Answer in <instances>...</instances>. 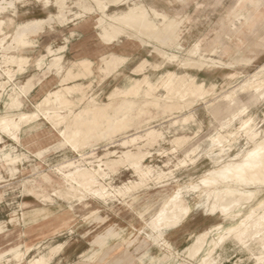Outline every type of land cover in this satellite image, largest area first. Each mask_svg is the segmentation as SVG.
I'll list each match as a JSON object with an SVG mask.
<instances>
[{
    "label": "rangeland",
    "instance_id": "obj_1",
    "mask_svg": "<svg viewBox=\"0 0 264 264\" xmlns=\"http://www.w3.org/2000/svg\"><path fill=\"white\" fill-rule=\"evenodd\" d=\"M77 1L66 0V20L62 24V20L58 17L57 0H49V3L46 0H0V22L3 21L0 28V115L4 114L6 110V103L9 102L8 96L14 91H18L27 79L35 82L37 75L56 76L58 81L51 90H56L66 84L62 82L65 72L73 64L82 61L78 60V57L72 59V53L80 50L83 46V43L80 44V42L83 40L86 39L85 42L87 43L92 38L91 36L95 35L97 40L105 46L106 52L108 51L109 47L97 36L100 32L97 25L102 14L97 10L92 13L84 12L78 8ZM89 1L92 7L96 8L95 3ZM238 1L189 0L185 5L180 2L170 5L166 3V0L125 1L127 5H133L134 2H142L146 5L157 4V7L163 9L170 17L175 16L183 20V31L175 40L169 39L165 40L166 42L162 41L163 43L150 41V45L147 47H141V42L137 39L122 38L121 45L127 44L128 49L131 47L138 50L134 54L133 51L121 49L120 54L126 56L128 61L111 74L100 72L101 58L95 62L90 60V57L83 59L93 63L94 73L87 79L77 82V84L82 85L86 99L83 103L74 106L73 112L78 114L91 105L99 104L103 107L106 106L109 115L113 116L116 112H118V118L123 117L126 112L129 118L131 115V122H128V128L125 127L128 130L122 128L112 139H105L103 143L94 147V149H98L96 152L100 156L105 153L104 151L120 153L122 147L119 145L123 138L134 135L147 127H156L164 134V139L159 145L145 148L151 153L146 164L152 167L155 172L161 170L167 173L173 172V176L168 180H159L156 176L151 177L145 182L144 187L141 186L140 189L137 188L138 190H133L131 194L125 196L118 195V198L115 199L110 197L103 200L85 195L83 200H80L79 197H75L76 195L67 196L64 194V196H60L56 194L57 190L66 191L67 189L61 176L55 173V168L67 159L79 158V155L92 150V148H86L84 151L76 153L71 151L60 136V131L65 128V125L62 124L56 128L45 118H41L28 128L23 129L20 133L19 142L14 141L9 134L1 135L3 141L0 148L4 147L5 156L3 157L0 152V226L4 229L5 225L16 226L15 228L22 225L23 228H26V233L23 236L22 233L13 234L11 239L6 237L4 246H1L3 243L0 242V254L17 246H21L22 251L30 249L32 251L26 255L25 261L22 263L27 264L28 259L40 256L57 243L71 240L74 245L82 246L77 241L80 242L84 238L85 241L91 242L92 253L101 252L106 246H112L99 255H92V264H141L140 261L145 258V255L151 257V260L146 257L145 264H155L164 255L166 257L171 256L170 251L162 250L155 245L156 234L149 231L141 233V230L145 228V223L160 209L162 199L170 195L174 188L181 186L185 199L190 201L192 205L195 204L198 200V194H200L198 192L205 190L201 185L203 179L207 177L210 171L217 168L205 153L209 138L217 132H224L225 130L222 128L227 121L232 119L233 113L237 110L245 109L246 112L234 121V126L230 129V132L236 134L235 137L233 136L234 138H229V142L225 144L227 149L234 146L229 151L230 156L237 154L242 148L245 151L250 150L243 130L240 131L244 121L252 118L251 126H263L264 131V98L259 97L252 90H242L245 82L251 79L260 68L264 67V57L260 60L258 58L251 59L253 60L251 64L232 61L235 56L237 57L238 53L236 54V52L238 51H240L242 58L250 57L253 52L250 51L253 49V38L248 39L246 36L247 41L244 44L245 35H239L237 28L233 29L232 27L238 12ZM127 5L118 10V13L125 11ZM110 13L114 14V11ZM50 16L54 18L53 23L45 27L43 32L31 37L29 45L18 44L16 36L13 38L18 27L31 20L48 19ZM258 39L259 37L257 41ZM198 43L201 44V52H205L208 57L221 61L222 65L219 66L222 68L212 67L199 72L197 75L198 82H205L207 85L217 83V91L206 98L202 95L194 96V101L192 103L185 102L173 117V119H182L193 115L195 121L191 120L186 125L178 123L171 128H166L168 124H163V122L166 121L167 116H164L166 114L160 108L164 104L163 98L167 96L164 91L156 93L159 99L162 98L157 103L159 105L153 107V104L149 103L146 106L143 104V100L136 99L130 110H120L127 101H132V99L124 97L121 92L111 96L117 88L129 85V79L142 78L143 75H149L157 83L165 71L183 74L185 71L180 66V62L186 59L187 52ZM155 47L156 51L157 49L162 52L164 50L167 55H179V64L177 62L171 63L157 54L154 50ZM48 49H52L54 54H49ZM141 49H143V54L140 53ZM213 51L218 52L215 54ZM55 55L63 56V69L59 74L56 73V70L48 71L47 69ZM12 57L21 59L23 57L29 60L27 65H23V71L19 70L18 65L9 63ZM145 60L149 63L143 64ZM38 62L44 64L42 69L38 67ZM231 62L233 68H224V65ZM156 65L161 66V68L155 69ZM6 67L13 70L11 77L5 76L3 70ZM134 70H139L143 74L132 72ZM51 90H48L41 97L29 95L22 110L25 112L35 111L34 106ZM229 94L232 98L226 99L225 97ZM66 108L65 104V110L62 113L69 119H73ZM85 119L88 117L85 116ZM178 135H187L190 140L184 144L178 153H175L171 141ZM235 139L238 140L237 143ZM93 143L91 144H96ZM193 148H199V150L194 154H188ZM243 155L244 153L236 160H241ZM8 156L13 157L16 163L8 165L5 159ZM88 162L91 164L86 163L87 167L98 169L95 158L88 159ZM46 175L52 178V182H44L43 177ZM129 181L131 182L130 186H136L137 183H140V178L127 166H122L118 173L109 172L107 177V183L110 182L117 186H123ZM163 185H166L165 188H162ZM80 190L83 192L82 189ZM152 202L160 203L155 211L149 210L148 204H152ZM38 209L53 212L47 218L48 224L45 225L51 230L47 236L44 233L28 238L29 232L34 230L32 226L45 220H35V211ZM211 210L209 203L198 206L188 222L181 227L186 231V241L181 244L183 247L177 248L175 246L174 238L177 234L166 238L179 252L178 255L171 256L169 264H177V262L199 264L198 261L189 258L186 248L195 239L196 235L194 234H201L213 224L222 222L218 211L211 212ZM120 212H122L121 216L127 218L124 219L126 225L127 223L129 225L121 226L118 224V228H116L113 217L116 218ZM225 224L228 226L232 222L227 221ZM39 226L38 230H42V227ZM89 226L90 228H88ZM109 228L116 230L113 233L110 231L108 234ZM102 235V239L98 240V237ZM127 239L130 240L123 243ZM131 242L133 245L127 248V244ZM217 253L221 256L222 264H257V257L260 256L257 249H254L252 254L247 248L242 247L232 239L226 241ZM8 258L11 259L10 256ZM6 261L7 259H4L1 264ZM8 264H14V262H8Z\"/></svg>",
    "mask_w": 264,
    "mask_h": 264
},
{
    "label": "bare ground",
    "instance_id": "obj_2",
    "mask_svg": "<svg viewBox=\"0 0 264 264\" xmlns=\"http://www.w3.org/2000/svg\"><path fill=\"white\" fill-rule=\"evenodd\" d=\"M91 1L95 3L97 9L92 7L89 0H78L77 5L79 7H77L86 13H92L97 10L102 14L97 25V28L100 30L97 36L109 47L108 51L100 60L101 68H99V70L102 73L111 74L127 63L128 58L122 56L120 50L126 49L130 51V49L126 47L127 44L121 45L122 38L137 39L141 42V47H147L150 45V41L160 43L169 39L175 40L183 31V20L175 16L170 17L163 9H159L157 4L154 3L146 5L142 2H134L133 5H127L125 2L127 0ZM188 1L189 0H166V3L172 5L175 2H180L185 5ZM46 2L49 3V0H46ZM126 5L128 6L127 9L118 13V10ZM56 6L59 10L58 17L62 20L61 23L64 24L66 20V0H57ZM237 8L238 12L232 25L233 29L237 28L239 35L250 34L255 38L263 36L264 0H239ZM249 10L251 11L252 20L248 18ZM112 11H114V14L110 13ZM53 21V16H50L48 19L31 20L25 25L18 27L17 31L14 32L13 38L16 36L19 42L18 44L27 46L30 44L29 40L31 37L43 32L45 27L52 24ZM1 24H3V21L0 22V28ZM238 24L239 27H237ZM154 50L156 51V47ZM48 52L49 54H54L52 49H48ZM156 52L171 63H178L180 61L179 55H167L164 50L162 52L159 49H157ZM215 52L216 51H213V53ZM239 52L240 51L236 52L238 55L232 59L233 62L252 63L253 60L242 58ZM28 61V59H24L23 57L22 59L19 57H12L9 63L11 65H18L20 68L19 70L23 71V65H27ZM146 63L149 62L145 60L143 64ZM219 65H222L221 61L208 57L207 54L205 55V52H201V44L198 43L187 52L186 59L180 62V66L185 71L183 74L165 71L160 76L159 82L157 83L153 81L149 75H143L142 78H132L129 79V85L117 88L111 96L121 92L124 97L131 98L132 101L126 102L128 105L125 104L120 108L122 111H128L133 107L132 105L135 104L134 100L136 99L143 100V104L145 105L149 103L153 104V107L154 105H159L157 103L162 98L159 99L156 93L164 91L167 93V96L163 98L164 104L160 108L163 113L166 114L164 116L167 117L163 124H168L166 128H171L178 123L186 125L191 120L195 121V116L192 115L188 118L173 119L175 113L179 111L185 102L188 101V103H192V101H194V96L202 95L206 98L214 91H217V83H210L207 85L205 82H198L197 75L207 68H222ZM43 66V63L38 62V67L40 69H42ZM136 68L139 69L140 67ZM156 68H161V66L158 67V65H156L155 69ZM224 68H233L232 62L228 63V65H224ZM47 69L48 71L56 70V73L59 74L63 69V56L55 55L50 61ZM3 71L5 76L7 75L10 77L13 72L9 67L4 68ZM132 72L141 71L134 70ZM93 73V63L89 60H82L73 64L62 77V82L66 84L61 88L49 91L47 95L34 106L36 110L30 112L22 110L24 102L35 87L32 80L27 79L19 89L17 88L18 91H14L8 96L9 102L6 103V110L4 114L0 115V145L3 141L1 135L5 134H9L14 141L19 142L21 131L39 121L41 118H45L56 128L64 124L65 128L60 131V136L63 138V141L67 143L71 151L76 153L84 151L86 148H92V150L82 153L77 159H67L58 164L55 168V173L61 176L67 189L66 191L57 190L56 194L60 196H64V194L67 196L76 195L75 197H79L80 200H83L85 195L103 200L110 197H114L115 199L116 197L118 198V195L125 196L131 194L133 190L140 189L141 186L144 187L145 182L151 177L156 176L159 180L170 179L173 176V172L167 173L162 170L155 172L152 167L146 164L147 159L151 157V153L145 150V148L147 146L153 147L154 145H159L164 139V134L159 129H156V127H147L142 131L139 130L140 132L134 135L123 138L119 145L122 147L120 153L117 151H104L105 153L102 156L98 155L96 152L98 149H94V147L103 143L105 139H112L120 129H124L125 127L128 128L127 125L131 115L130 118L127 116V112L123 117L121 116L119 118L118 112L114 113L113 116L109 115L107 108H105L106 106L103 107L99 104L91 105L84 111L82 110L80 113L77 112L78 114L73 112L74 106L83 103L86 99L82 85L77 84V82L82 79H87V77L92 76ZM242 90H252L257 93L259 97L264 98V67L260 68L259 71L254 73L251 79L245 82ZM225 98L230 99L232 97L229 94ZM65 104L67 106L66 109L70 112H68L69 115H72L73 119H69L62 113V111L65 110ZM108 108L111 107L108 106ZM245 112V109L237 110V112L233 113L232 119L229 122L227 121L224 128H222L225 131L217 132L209 138L205 153L217 168L210 171L207 177L203 179L201 185L205 190L198 192L200 194H198V200L195 204L192 205L190 201L186 200L183 194V188L177 186L170 195L162 199L161 207L158 212L147 221L145 228L141 230V233L149 231L150 233L156 234L155 245L159 246L162 250L170 251L172 257L178 255L179 252L165 238L166 235L185 225L198 206L209 203L212 208L211 212L218 211L219 217L222 218V222L213 224L201 234H194L196 235L195 239L190 242V246L186 248L189 258L198 261L199 264H222L221 256L218 255L217 252L226 241L232 239L242 247L247 248L252 254L254 249H257L260 252V256L257 257V264H264L263 126H251L253 121L252 118L244 121L240 131L243 130L247 145H250L249 151H245L242 148L240 152L230 156L229 151H231L234 146H231L229 149L225 147V144L229 142L228 139L236 135L230 132V129L234 126V121L238 120ZM85 116L88 117V119H85ZM189 140L190 137L187 135H178L174 137L171 141L174 152L178 153ZM92 142L96 144L93 143L94 145H92ZM235 142L237 143L238 140L235 139ZM0 149L4 157V147L2 146ZM198 150L199 148H193L188 154H194ZM242 153H244L242 159L237 161L236 158ZM90 158L96 159L98 169H90L86 166V163L91 164V162H88ZM5 159L8 165L16 163L13 157L8 156V158ZM122 166H127L137 174L140 178V183H137L136 186H130V181L126 182L123 186L112 185L110 182L107 183L109 172L118 173V170ZM43 180L45 183L52 182V178L48 175L43 177ZM165 186L166 185H163L162 188H165ZM80 189H82L83 192H81ZM227 221H231L232 224L227 226L225 224ZM192 237L193 235L191 239ZM130 239L125 240L123 243ZM132 242L127 244V248L133 245ZM63 248V244L52 246L47 252L40 256L28 259L27 264H52L53 260L62 252ZM31 251L32 250L29 249L27 254ZM9 255L11 259H8V262L22 264L25 261L22 251H20L19 248L12 249ZM171 256L166 257V255H164V257L156 261L155 264H169ZM144 257L145 258H142L140 261L141 264H145L144 261L147 255ZM147 258L151 260V257L148 256ZM2 261L3 257H0V264ZM177 264L182 263L177 262Z\"/></svg>",
    "mask_w": 264,
    "mask_h": 264
},
{
    "label": "crops",
    "instance_id": "obj_3",
    "mask_svg": "<svg viewBox=\"0 0 264 264\" xmlns=\"http://www.w3.org/2000/svg\"><path fill=\"white\" fill-rule=\"evenodd\" d=\"M248 18H251V11L250 10H249ZM246 36L248 37V39L253 38V46H252L253 49L250 50L251 52L252 51L253 52L251 53L252 55H250V57H248V58L244 57V59L258 58L260 60L261 58H263L264 57V42L262 43V41L264 39V34H263V36L259 37L258 41H256L257 38L251 36L250 34H245L244 44L247 41V37ZM91 37L92 38L87 43L85 42L86 39L83 40L82 42H80V44L83 43V46L80 48V50L74 51L72 53V59L78 57L79 58L78 60H83L85 58L90 57L91 58L90 60L95 62V61L100 60V58L103 55H105V53H106L105 46H103L97 40L95 35H92ZM259 41H261V42H259ZM139 48H140V46H139ZM249 48H251V47H249ZM129 49H130V51H133L132 53L135 52L134 54H136V51L138 50V49L134 50L131 47ZM140 53L143 54V49H141ZM251 57H253V58H251ZM33 81H32V83L35 85V87H34V90L31 92L30 96L34 95V96H37V97H41L48 90H51L53 87L56 86V83H57L58 79H57L56 76H52L51 77L50 75L49 76L37 75L36 76V81L35 82H33ZM159 204H160L159 202H152V204H148V206H150L149 210L150 211L157 210ZM121 213L122 212H120V214L118 216H116V218L113 217L114 225H115L116 228H118V224L121 225V226L126 225V222L124 221V219H127V218L124 217V216H121ZM52 214H53V212L51 210H45V209L36 210L35 211V215H36L35 220H38V219H45V220H42L39 223H36V225L32 226V228L34 230H32V232H29L30 235H29L28 238H31L32 236H37V235H40V234L43 235L44 233H46V236H47L51 229L48 228V227H45V225H47L48 224L47 222L49 221L47 218H49ZM128 225L129 224L127 223L126 226H128ZM38 226L40 228L42 227V230L41 229L38 230ZM15 227L16 226L9 227V226L5 225L4 229H3L0 226V242L3 243V245H1V246H4L6 244L5 243L6 237L11 239L12 235L13 234L16 235L17 233L18 234L22 233V236L25 235L24 233H26V228H23L24 226L22 227V225H20L18 228H15ZM88 228H90V226ZM109 229L110 230L107 232L108 234L113 233L116 230L115 228L114 229L109 228ZM173 234L174 235L177 234V236L174 238V241L176 243L175 246L177 248L183 247V245H181V244H184V242L186 241V231H184L183 228H179V229L174 230L173 232H170L169 234H167L165 238L170 237V236L172 237ZM50 236H52V235H50ZM102 237H103V235L99 236L98 240H101ZM26 239H27V237H26ZM83 239L84 238H82V240L80 242H79V240L77 241L78 243H81L82 246L74 245L73 241H71V240H66V241H63L61 243H57V244H63L64 248H63L62 252L53 260L52 264H92L91 263L92 255H99L103 251H106L107 249L109 250L110 248H112V246H108V247L106 246L105 248L102 249L101 252L97 251L96 253H92V251H91L92 250L91 249L92 248L91 242L85 241V239L83 241ZM14 248H19L20 251H22V247L21 246H17V247H14ZM14 248H11L7 252L1 253L0 257H3V260L4 259L8 260L9 259L8 257L10 256L9 253ZM28 250L22 251L24 260H25V257L27 255ZM85 258H86V260H85ZM2 264H8V262L6 261V262H3Z\"/></svg>",
    "mask_w": 264,
    "mask_h": 264
}]
</instances>
